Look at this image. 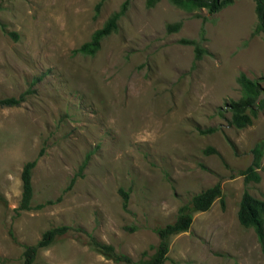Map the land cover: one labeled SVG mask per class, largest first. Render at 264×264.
Instances as JSON below:
<instances>
[{
    "label": "rangeland",
    "instance_id": "374dc122",
    "mask_svg": "<svg viewBox=\"0 0 264 264\" xmlns=\"http://www.w3.org/2000/svg\"><path fill=\"white\" fill-rule=\"evenodd\" d=\"M123 1L0 0V99L23 95L0 106V264H23L25 246L56 227L66 229L37 249L35 264H136L182 205L192 222L165 239L161 264H264V246L236 216L244 189L264 199V108L236 128L227 106L242 96L239 72L264 100L253 0L211 14L129 0L92 54L75 52ZM183 40L207 53L195 60ZM256 145L259 181L246 183ZM31 160L22 209L20 173ZM215 182L223 203L192 209V195Z\"/></svg>",
    "mask_w": 264,
    "mask_h": 264
},
{
    "label": "trees",
    "instance_id": "16d2710c",
    "mask_svg": "<svg viewBox=\"0 0 264 264\" xmlns=\"http://www.w3.org/2000/svg\"><path fill=\"white\" fill-rule=\"evenodd\" d=\"M159 0H145L144 4L147 8L153 7ZM171 5L182 9L187 12L194 10L206 9L208 13H215L222 8L231 5L235 0H167ZM254 12L256 16L255 28L264 34V0H253ZM129 0H124L119 8L112 12L108 18L104 21L103 25L96 29L88 41L82 43L80 47L75 49V52L82 54H92L98 47V41L101 37L109 34L112 30L116 29V22L122 16L128 7ZM2 28L4 25L0 24ZM180 26L179 22L167 25L168 31L177 30ZM7 33V32H6ZM9 35H13L12 32H8ZM15 36V35H14ZM185 43H191L194 46V59L199 60L203 54L207 53L206 50L202 49L194 43L192 40H183ZM236 82L242 90V96L237 100H230L227 104L230 110L229 122L236 128H244L252 123V119L257 115L260 108H264V100L260 97L261 88L257 83V80L250 79L245 73L239 72L236 77ZM23 100V95L19 97H5L0 99V106H17ZM212 129H208L210 131ZM214 152L211 148L204 152ZM253 160L251 164L244 171V182L249 181L258 182L259 175L256 173V168L259 167L261 158L260 146L256 145L252 149ZM85 161V160H84ZM35 165V161H27L23 164L20 179H21V198L19 207L22 209L29 208V202L32 197V184H31V170ZM82 167H80L81 169ZM73 178L71 179V183ZM70 183V185H71ZM119 192L123 198V205L127 202V192L123 189H119ZM222 200V189L219 182H215L212 186L203 189L202 191L192 195L190 198V205L192 209L197 211H205L209 209L212 202L215 199ZM190 207L182 205L178 208L176 219L172 223L166 224L163 228L157 230L161 244L157 247L156 252L151 255L148 259H143L136 264H161L166 251L165 239L168 235L185 231L189 228L192 217L189 212ZM237 220L243 228H251L256 236L260 246H264V199L254 197L247 189H244L236 212ZM66 227H56L45 230L40 239L35 245L25 246L23 252V264H35L34 257L39 247L47 246L59 232H63ZM96 246L100 249L111 250L110 246L96 243ZM125 260H127L125 258Z\"/></svg>",
    "mask_w": 264,
    "mask_h": 264
}]
</instances>
